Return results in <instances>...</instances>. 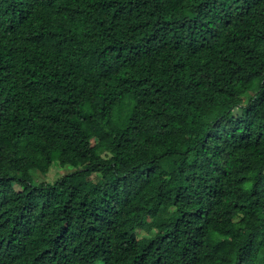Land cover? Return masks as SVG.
Wrapping results in <instances>:
<instances>
[{
  "label": "trees",
  "instance_id": "obj_1",
  "mask_svg": "<svg viewBox=\"0 0 264 264\" xmlns=\"http://www.w3.org/2000/svg\"><path fill=\"white\" fill-rule=\"evenodd\" d=\"M0 264H264V0H0Z\"/></svg>",
  "mask_w": 264,
  "mask_h": 264
},
{
  "label": "rangeland",
  "instance_id": "obj_2",
  "mask_svg": "<svg viewBox=\"0 0 264 264\" xmlns=\"http://www.w3.org/2000/svg\"><path fill=\"white\" fill-rule=\"evenodd\" d=\"M248 98H249V96L247 95L246 100ZM239 110H240V108H235L236 112H238ZM73 170H74V168L71 165L62 166L60 163L57 162L50 168V171L47 174H42L38 170H32L31 173L34 177V183H40L42 181L52 183V182L56 181L58 178L65 175L66 173H69ZM93 177L96 178L97 174H94ZM151 220H152L151 218L147 219L146 223H150ZM138 234L140 237L150 236L151 232H148L147 230H139Z\"/></svg>",
  "mask_w": 264,
  "mask_h": 264
}]
</instances>
